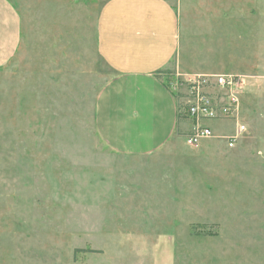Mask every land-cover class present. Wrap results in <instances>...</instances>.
<instances>
[{
    "label": "rangeland",
    "instance_id": "374dc122",
    "mask_svg": "<svg viewBox=\"0 0 264 264\" xmlns=\"http://www.w3.org/2000/svg\"><path fill=\"white\" fill-rule=\"evenodd\" d=\"M5 1L17 38L0 60V264H264V0H176L166 83L183 106L188 75L248 76L246 131L189 147L185 119L146 155L95 128L113 74L96 44L107 0Z\"/></svg>",
    "mask_w": 264,
    "mask_h": 264
},
{
    "label": "crops",
    "instance_id": "0c3cea01",
    "mask_svg": "<svg viewBox=\"0 0 264 264\" xmlns=\"http://www.w3.org/2000/svg\"><path fill=\"white\" fill-rule=\"evenodd\" d=\"M16 26L13 11L0 0V60L15 44ZM96 44L113 71L95 101L99 137L124 155L160 149L182 122L180 97L164 77L179 71L177 1L107 0L97 19Z\"/></svg>",
    "mask_w": 264,
    "mask_h": 264
},
{
    "label": "built area",
    "instance_id": "2783aa9c",
    "mask_svg": "<svg viewBox=\"0 0 264 264\" xmlns=\"http://www.w3.org/2000/svg\"><path fill=\"white\" fill-rule=\"evenodd\" d=\"M183 106L189 130L184 140L189 147H198L211 138L224 139L233 147L246 131L241 120V102L248 89V76L239 72L196 74L183 79ZM182 97V96H181ZM232 122L233 130L218 134L215 126Z\"/></svg>",
    "mask_w": 264,
    "mask_h": 264
},
{
    "label": "trees",
    "instance_id": "16d2710c",
    "mask_svg": "<svg viewBox=\"0 0 264 264\" xmlns=\"http://www.w3.org/2000/svg\"><path fill=\"white\" fill-rule=\"evenodd\" d=\"M182 107L184 108V106H182V104L180 103V104H179V114H178V120H179V121H183V120L186 119V115H185V113L181 111V108H182Z\"/></svg>",
    "mask_w": 264,
    "mask_h": 264
}]
</instances>
